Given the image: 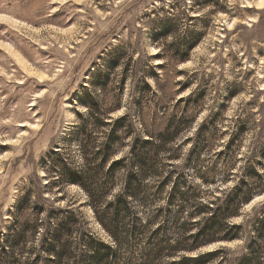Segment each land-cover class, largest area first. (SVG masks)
Masks as SVG:
<instances>
[{"label": "rangeland", "instance_id": "obj_1", "mask_svg": "<svg viewBox=\"0 0 264 264\" xmlns=\"http://www.w3.org/2000/svg\"><path fill=\"white\" fill-rule=\"evenodd\" d=\"M174 115L190 127L171 144L180 157L155 177L170 172L169 182L151 203L133 198V208L147 217L165 204L175 179L206 188L205 168L212 167L213 183L204 199L254 183L252 198L228 219L241 225L240 236L186 252L225 246L236 258L264 217V0H0V243L9 250L0 264L39 252L62 219L52 209L74 213L62 240H72L77 253L88 252L82 234L112 244L86 192L53 182L51 164L84 163V127L100 146L110 128L103 121L123 116L117 157ZM194 149L199 160H187ZM144 239L140 247L132 240L135 257Z\"/></svg>", "mask_w": 264, "mask_h": 264}, {"label": "trees", "instance_id": "obj_2", "mask_svg": "<svg viewBox=\"0 0 264 264\" xmlns=\"http://www.w3.org/2000/svg\"><path fill=\"white\" fill-rule=\"evenodd\" d=\"M92 110L90 108L93 114ZM122 119L123 116L103 121L105 124L110 123V128L100 146L91 142L84 127L86 139L83 148L87 155L82 157L84 163L80 166H70L66 159L51 164L57 173L53 182L60 180L71 183L86 192L94 217L107 231L112 244L82 234L79 236L80 242L88 252L77 253L72 240H62L65 233L72 231L74 213L67 208L52 209L50 212L60 213L62 219L49 232L50 236L40 242L39 252L29 260L25 259L22 264H208L216 257L217 264H264V217L252 225L254 238L249 239L246 251L236 258L227 255L230 253H227L228 248L225 246L196 254L186 253L216 240L230 241L240 236L241 225L228 219L237 215L240 207L252 198L254 183L241 181V184L223 196L214 194L211 196L213 199H204V193L209 192L208 184L213 183L209 175L212 167L205 168L199 177L207 184L206 188L175 179L164 205L155 204L145 218L135 211L133 201H141L143 206L151 203V198L155 200L161 195L171 173L161 178L155 177H160L164 166L172 164L170 160L180 157L172 151V147L177 146L171 144L190 125L184 115H174L163 131L149 137L133 138L128 152L114 157L119 146L116 141V125ZM94 120L97 122V117ZM204 126H201L202 129ZM91 149L88 155L87 150ZM53 153L59 155L55 151ZM216 154L221 157V153ZM199 156V150L194 149L187 154L186 159L198 161ZM104 165L106 168L102 171ZM118 171H121L120 174ZM151 179L156 180L157 190L155 195L149 197L145 192L150 187ZM115 186L119 191L111 194ZM110 194V199L106 200ZM142 237L145 238L143 247L138 248L139 255L135 257L136 250L132 242L140 247L138 241ZM8 251L0 243V252ZM41 251L50 254L42 257ZM16 262V258H10L3 264H18Z\"/></svg>", "mask_w": 264, "mask_h": 264}]
</instances>
